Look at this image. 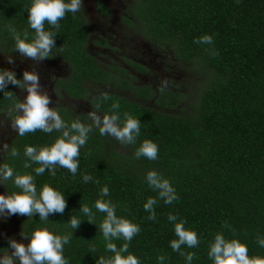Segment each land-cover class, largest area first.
<instances>
[{
	"label": "trees",
	"instance_id": "1",
	"mask_svg": "<svg viewBox=\"0 0 264 264\" xmlns=\"http://www.w3.org/2000/svg\"><path fill=\"white\" fill-rule=\"evenodd\" d=\"M31 3L0 0V50L19 52L11 28L22 36L27 31L29 39L35 35L28 23ZM136 18L144 36L165 44L175 58L199 69L202 77L193 97L186 101L178 92H154L149 86L134 85L125 69L102 65L88 51L92 28L82 9L66 13L58 30L45 22L46 30L57 33L52 52L70 67L68 76L56 84L69 97L87 100L100 116L111 114L112 104L118 102L121 123L125 113L138 118L140 134L134 144L125 145L93 128L80 148L75 175L57 166L54 176L47 168L36 176L34 169L39 165L25 156V146L50 145L60 133H16L0 165L9 164L16 174H32L37 191L49 184L66 200L64 212L49 214L48 221H41L39 213L32 218L17 214L21 231L30 236L37 228L48 227L59 235L71 233L63 251L68 264H97L101 256L113 255L106 251L99 227L106 214L95 208L96 200L104 199L116 206L118 217L139 225L140 232L130 242L123 237L111 242L117 248L129 243L128 252L140 264H213L208 252L217 233L245 243L249 257H264V247L258 243L264 239V0H135L131 19L124 21L133 27ZM205 36L211 37V43L201 42ZM105 84L136 96L93 95L88 88ZM12 86L8 84L5 91L14 93ZM104 93L109 99H103ZM143 99H152L154 105ZM14 102L0 91V113L8 111L15 117ZM57 111L69 125L76 119L91 123L86 114ZM145 139L158 145L157 159L135 156ZM13 148L18 156L11 155ZM25 163L32 166L25 168ZM153 170L175 189L178 199L171 204L149 186L146 176ZM85 174L91 176L87 183ZM0 182L3 194L19 191L13 180L0 177ZM104 186L109 194L101 197ZM150 197L156 199L154 220L144 209ZM83 205L91 208L92 223L81 212ZM169 214L177 216V221H170ZM73 216L81 221L75 229L69 225ZM179 220L196 231L197 247L182 245L180 252L173 251L170 242L177 239L174 225ZM181 252L195 256L188 261Z\"/></svg>",
	"mask_w": 264,
	"mask_h": 264
},
{
	"label": "clouds",
	"instance_id": "2",
	"mask_svg": "<svg viewBox=\"0 0 264 264\" xmlns=\"http://www.w3.org/2000/svg\"><path fill=\"white\" fill-rule=\"evenodd\" d=\"M83 8V0H32L28 10V23L35 35L29 39L28 32L23 36L15 28H11L15 40V48L19 50L22 56L33 60H44L51 58L54 45L55 31L46 30L45 22L54 29H59V21L66 13H77ZM201 42L211 43V37L205 36ZM12 60L9 58V63ZM168 80H161L158 89L163 92L168 86ZM8 84L17 86L21 90H26L27 95L21 101L14 96L12 91H5ZM0 91L6 93V98L14 100L12 111L16 113L11 122V127L20 136L37 130L45 133L59 132L60 135L50 145H44L39 148L35 146H25V156L30 161L38 164L34 169L36 176L43 175L45 169H50L51 174L55 175L57 166L67 169L73 175L76 174L79 167L80 148L84 146L89 138V133L93 128H98L100 134L109 135L117 139L121 144H134L140 134L141 122L131 114L125 113L123 123L119 114V103L112 104L111 114L97 115V111L88 113L91 123H82L79 119L73 120L67 124L59 112L50 108L51 99L47 92H41L39 76L33 71L25 70L23 80L17 79L16 73L0 69ZM104 100L109 99L107 93L102 94ZM99 108V105L96 106ZM11 115V113H10ZM7 149L8 145L5 144ZM13 157L18 156L19 152L13 148L11 150ZM135 156L137 158L144 156L149 160H155L158 157V145L150 139H145L137 149ZM32 165L25 163V168ZM0 177L3 181L13 180L14 185L19 191L10 194H0V217H9L19 214L32 218L39 213L41 221H48L49 214L63 213L66 208V200L63 194L44 184L37 191L35 177L30 173L16 174L9 164L0 165ZM147 182L154 190H158L159 197L164 199L166 204H171L178 199L175 189L171 186L169 180L163 178L156 171H149L146 176ZM83 180L87 183L91 176L85 174ZM98 183V181H97ZM109 194V189L104 186L100 191V196L105 197ZM156 199L150 197L144 204V209L151 213L149 219H155L153 205ZM97 211L105 213V217L99 225L106 243V251L113 253L110 258L101 256L97 264H140L138 257L128 252L129 243H124L117 248V245L111 240L123 239L130 242L135 235L140 232L139 225L132 221L118 217L116 215V206L110 200L97 199L95 202ZM81 212L89 217V223H92L94 216L91 208L83 205ZM170 221H177V216L169 214ZM80 219L73 216L69 222L72 229L80 224ZM186 221L179 220L174 225V231L177 239L170 242L173 251L180 252L182 245L189 248L197 247L199 239L196 231L185 228ZM20 235L28 239L27 244L12 238L8 240L9 248L6 252L0 254V264H68L63 255L64 245L68 244L72 234L59 235L48 227L37 228L30 236L21 232ZM261 247H264V239H258ZM93 251L95 249L93 248ZM127 253V255H125ZM188 261H192L195 253H180ZM209 258L213 264H264V257H249L248 247L239 239L228 240L222 233L215 235L214 241L210 244ZM159 260L163 256L158 257Z\"/></svg>",
	"mask_w": 264,
	"mask_h": 264
},
{
	"label": "rangeland",
	"instance_id": "3",
	"mask_svg": "<svg viewBox=\"0 0 264 264\" xmlns=\"http://www.w3.org/2000/svg\"><path fill=\"white\" fill-rule=\"evenodd\" d=\"M101 3L112 10V15L110 18L94 16L104 25L99 29V26L91 21L90 26L93 27V34L88 44V51L97 52L100 59L104 60L105 65L119 66L125 69L134 85L149 86L154 92H159L158 86L161 80L167 79L169 82L167 90L184 95L186 101L192 98L197 83L202 77L199 69L175 58L170 47L165 44L159 45L144 36L139 30L140 23L137 18L133 21L135 23L133 27L124 22V18L128 17V10L133 11L135 0H83L84 8L87 10H92L95 5L97 7ZM129 16L128 18L131 19V15ZM98 38H103L105 44L96 46ZM9 58L12 60L11 63H9ZM138 66L145 69L141 70ZM0 67L6 70H19L22 78L25 70H34L39 76L41 92H47L51 99L50 108L65 109L76 115H88L93 111L87 100L73 99L61 88L52 85L54 77L57 75L58 77L66 76L70 70L69 64L53 52L51 58L39 61L26 58L21 53L19 55L2 54L0 55ZM88 88L91 92L93 91V95L102 92H116L132 98L136 96L132 91L123 90L115 84L89 85ZM19 95L22 101L26 97L27 91L21 90ZM143 100L149 105H154L152 99ZM97 115L100 114L97 113ZM13 118L8 111L0 113V160L3 156L4 145L8 144L16 133L11 127ZM0 194H3L1 182ZM21 232L17 214L0 217V241L8 242L9 239L14 238L27 244L29 240L22 237ZM8 250L11 251L9 247ZM6 251L7 249L1 250L0 254Z\"/></svg>",
	"mask_w": 264,
	"mask_h": 264
},
{
	"label": "flooded vegetation",
	"instance_id": "4",
	"mask_svg": "<svg viewBox=\"0 0 264 264\" xmlns=\"http://www.w3.org/2000/svg\"><path fill=\"white\" fill-rule=\"evenodd\" d=\"M103 5V6H102ZM102 6V7H101ZM85 6L83 5V8H82V11H83V14L85 15V17H86V19L88 20V22L89 23H91V21H93L94 22V24H96L97 26H99V29H100V27H102L103 25H104V23H102V22H100L99 20L97 21L96 20V18L94 17L95 15H99V16H102V17H106V18H110V16L112 15V10L108 7V6H106L104 3H101V4H99V6H97L96 7V5H95V7L92 9V10H87V8H84ZM130 9L128 10V17H130L129 15H131L130 14ZM127 17V18H128ZM125 19V18H124ZM125 22V21H124ZM126 23V22H125ZM98 24H100V25H98ZM127 24V23H126ZM92 28V30H91V35H90V38H89V42L91 41V37H92V34H93V27H91ZM104 39L103 38H98V40H96V46H97V44H99L98 46H101L102 44H100L99 42H101V41H103ZM89 42H88V44H89ZM91 53V52H90ZM2 54H17V55H19L20 54V52H15V53H8V52H4V51H2V50H0V55H2ZM91 54H93L98 60H99V62L100 63H102V65H105L104 64V60H102V59H100V55H98V53L97 52H95V53H91ZM66 62V61H65ZM67 63V62H66ZM0 69H5V68H1L0 67ZM9 71H12V72H15L16 73V76H17V79H20V80H23V78H22V76H21V73H20V71L19 70H16V71H14V70H9ZM20 74V75H19ZM68 76V74L66 75V76H62V77H58V75L56 76V77H54V80H53V82H52V85L55 87V86H57V87H59V88H61L64 92H65V89L62 87V85L61 84H56L57 83V80L58 79H65L66 77ZM12 89H13V91H14V94H15V96L18 98V99H20L21 100V98H20V95H19V93L21 92V89H19L17 86H12ZM77 100V99H76ZM3 112H6V111H3ZM13 117V116H12ZM17 133V132H16ZM15 133V134H16ZM14 134V135H15ZM13 135V136H14ZM13 139V138H12ZM12 141V140H11ZM11 141H9V143L7 144L8 146H9V144H10V142ZM4 150H5V148H4ZM4 152V151H3ZM3 244V245H2ZM2 245V246H1ZM5 245V248H3V246ZM8 247H9V245H8V242L7 241H0V249L2 250V251H5L6 249H8ZM0 250V251H1Z\"/></svg>",
	"mask_w": 264,
	"mask_h": 264
}]
</instances>
